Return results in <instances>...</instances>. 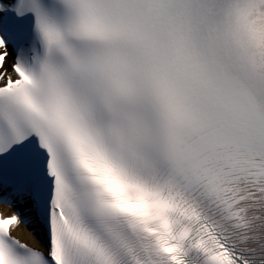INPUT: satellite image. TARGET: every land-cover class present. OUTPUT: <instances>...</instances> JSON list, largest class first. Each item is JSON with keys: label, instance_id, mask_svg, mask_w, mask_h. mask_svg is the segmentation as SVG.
<instances>
[{"label": "snow or ice", "instance_id": "obj_1", "mask_svg": "<svg viewBox=\"0 0 264 264\" xmlns=\"http://www.w3.org/2000/svg\"><path fill=\"white\" fill-rule=\"evenodd\" d=\"M0 264H264V0H0Z\"/></svg>", "mask_w": 264, "mask_h": 264}, {"label": "bare ground", "instance_id": "obj_2", "mask_svg": "<svg viewBox=\"0 0 264 264\" xmlns=\"http://www.w3.org/2000/svg\"><path fill=\"white\" fill-rule=\"evenodd\" d=\"M19 231L23 232V229H20Z\"/></svg>", "mask_w": 264, "mask_h": 264}]
</instances>
